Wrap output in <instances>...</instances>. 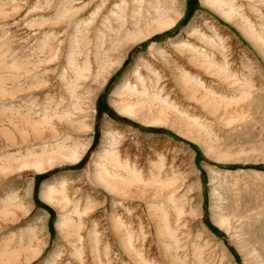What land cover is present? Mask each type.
I'll return each mask as SVG.
<instances>
[{"label":"rangeland","instance_id":"374dc122","mask_svg":"<svg viewBox=\"0 0 264 264\" xmlns=\"http://www.w3.org/2000/svg\"><path fill=\"white\" fill-rule=\"evenodd\" d=\"M213 1L0 0V264H264V0Z\"/></svg>","mask_w":264,"mask_h":264},{"label":"bare ground","instance_id":"6f19581e","mask_svg":"<svg viewBox=\"0 0 264 264\" xmlns=\"http://www.w3.org/2000/svg\"><path fill=\"white\" fill-rule=\"evenodd\" d=\"M210 2H212L213 4H215V5H217L218 7H220V5L218 4V3H216L215 1H213V0H209ZM218 1V0H217ZM216 6V7H217ZM222 12V14L223 15H225V16H228L230 13H229V11L227 10H225L224 9V11L222 10L221 11ZM194 22H195V18H193L192 19V21L189 23L190 24V27H192V25L194 24ZM166 24H168V23H166ZM165 24V25H166ZM193 30V29H192ZM194 31V30H193ZM195 32V31H194ZM252 38V37H251ZM184 44V43H183ZM185 46V45H184ZM185 73V72H184ZM188 75V74H187ZM121 110L123 111V112H125L126 114L128 113V114H131L132 113V111H133V109H132V107L130 106V105H128V104H123L122 105V107H121ZM106 135H108V132H106ZM75 152V151H74ZM74 152H69V153H67V154H65V155H60V158H62L63 160H75L76 158H77V153H74ZM106 152V150L104 149V150H102V152L98 155V156H100V155H103L104 153ZM112 157H111V159H112V161L115 163V165L116 166H118V167H123V169L125 170V171H128L129 170V167H128V163H127V161L126 160H124L123 162H120L119 160H118V158H117V156H116V154L113 152L112 154ZM55 161V159L54 160H52V157H48L47 159H46V161L44 160H41V159H35V160H33L30 164H28L29 166H32L36 171H41V170H45L46 168H48L49 166L51 167V164H53V162ZM98 165V164H97ZM99 166V165H98ZM101 167V166H100ZM33 169V170H34ZM96 170V169H95ZM102 170L100 169V168H98L97 170H96V172H95V174H94V177L96 176V178H97V180L98 181H100V182H102L103 184H104V186L106 187V188H108L110 191H112V192H114L116 189H117V185H116V183L115 182H117V181H115L114 179L113 180H107L103 175H102V172H101ZM133 171V170H132ZM106 172V171H105ZM129 173V172H128ZM116 175V174H115ZM115 178V177H114ZM117 178V177H116ZM120 178V177H119ZM95 179V178H94ZM141 178L139 177V179L138 180H140ZM122 183V182H121ZM123 184V183H122ZM122 191V190H121ZM116 192V191H115ZM43 193H44V195L47 197V199H51V195H50V193L48 192V190L46 189V187H44L43 188Z\"/></svg>","mask_w":264,"mask_h":264}]
</instances>
